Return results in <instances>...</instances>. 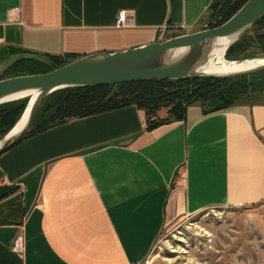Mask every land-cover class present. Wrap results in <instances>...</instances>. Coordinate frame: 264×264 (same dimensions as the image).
I'll return each mask as SVG.
<instances>
[{"label":"crops","instance_id":"obj_1","mask_svg":"<svg viewBox=\"0 0 264 264\" xmlns=\"http://www.w3.org/2000/svg\"><path fill=\"white\" fill-rule=\"evenodd\" d=\"M213 1L0 0V78L205 30ZM262 203L264 103L155 129L136 106L70 119L0 155V264H142L167 226Z\"/></svg>","mask_w":264,"mask_h":264},{"label":"trees","instance_id":"obj_2","mask_svg":"<svg viewBox=\"0 0 264 264\" xmlns=\"http://www.w3.org/2000/svg\"><path fill=\"white\" fill-rule=\"evenodd\" d=\"M249 0H214L210 7L207 28H216L227 22ZM264 23V15L246 34L227 51L234 59L249 46L264 48V33L251 35L252 30ZM79 57H50L48 62L36 58H23L9 67L5 78L45 74ZM264 61V60H263ZM264 90V71L240 78L195 77L183 80H144L116 85H93L66 88L48 96L40 106L30 131L19 142L70 119L84 118L136 106L146 112L149 129L186 119L189 107L199 104L205 114L228 110L252 103L256 94ZM27 98L0 105V141L14 128L24 114ZM47 115L41 117L42 112ZM167 109L166 117L158 113ZM40 118H43L39 121ZM18 142V143H19ZM16 189L6 190L4 197Z\"/></svg>","mask_w":264,"mask_h":264},{"label":"water","instance_id":"obj_3","mask_svg":"<svg viewBox=\"0 0 264 264\" xmlns=\"http://www.w3.org/2000/svg\"><path fill=\"white\" fill-rule=\"evenodd\" d=\"M263 15L264 0H249L227 22L216 28L180 35L126 51L86 55L45 74L0 80V105L28 98L32 92L38 94L32 102L30 99L20 120L0 141V155L27 135L43 101L62 89L144 80L233 78L264 71V64L254 70L231 75H211L201 71L221 39L230 40L228 51ZM25 116V125L13 134Z\"/></svg>","mask_w":264,"mask_h":264},{"label":"rangeland","instance_id":"obj_4","mask_svg":"<svg viewBox=\"0 0 264 264\" xmlns=\"http://www.w3.org/2000/svg\"><path fill=\"white\" fill-rule=\"evenodd\" d=\"M210 15L209 12L208 23ZM260 33H264V23L252 30L251 35ZM226 59L231 62L264 60V48L251 45L238 57ZM27 99L30 101V97ZM251 100L264 103V90ZM167 112L162 109L158 115L166 117ZM46 115L45 108L41 117ZM142 264H264V203L213 208L185 217L162 231Z\"/></svg>","mask_w":264,"mask_h":264},{"label":"bare ground","instance_id":"obj_5","mask_svg":"<svg viewBox=\"0 0 264 264\" xmlns=\"http://www.w3.org/2000/svg\"><path fill=\"white\" fill-rule=\"evenodd\" d=\"M230 43L229 39H221L218 45L214 48L212 56L208 63L201 69L205 74L211 75H231L248 72L258 68L264 64L263 60H249L243 62H231L226 59L227 46ZM36 92L30 94L31 102L37 97ZM26 116L21 120L17 127L12 132L17 133L25 125Z\"/></svg>","mask_w":264,"mask_h":264},{"label":"built area","instance_id":"obj_6","mask_svg":"<svg viewBox=\"0 0 264 264\" xmlns=\"http://www.w3.org/2000/svg\"><path fill=\"white\" fill-rule=\"evenodd\" d=\"M126 19H127V16L124 13H120L117 17L116 27L117 28L125 27ZM17 247H19V245H17Z\"/></svg>","mask_w":264,"mask_h":264}]
</instances>
